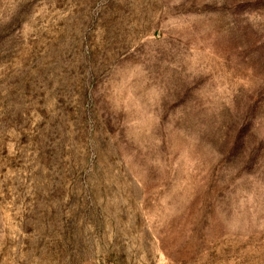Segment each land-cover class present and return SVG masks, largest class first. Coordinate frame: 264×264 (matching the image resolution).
Segmentation results:
<instances>
[{"label":"rangeland","instance_id":"rangeland-1","mask_svg":"<svg viewBox=\"0 0 264 264\" xmlns=\"http://www.w3.org/2000/svg\"><path fill=\"white\" fill-rule=\"evenodd\" d=\"M0 264H264V0H0Z\"/></svg>","mask_w":264,"mask_h":264}]
</instances>
